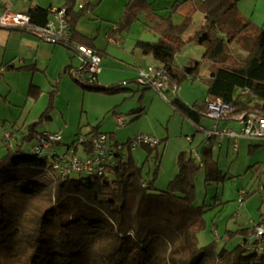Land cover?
Listing matches in <instances>:
<instances>
[{"label": "trees", "instance_id": "1", "mask_svg": "<svg viewBox=\"0 0 264 264\" xmlns=\"http://www.w3.org/2000/svg\"><path fill=\"white\" fill-rule=\"evenodd\" d=\"M240 1L185 0L203 15V23L188 34L193 25L191 16L180 24L172 21L182 3L174 2L169 15L162 17L154 12L150 0H127L122 17L113 24L108 37L121 42L123 34L144 13L157 40L137 41L135 48L160 65L157 70L168 77L167 92L172 94L181 82L199 77L203 62L208 61V75L203 80L207 97L220 99L232 108L220 122L242 123L251 113L264 117V29L239 15ZM76 2L65 0L59 8L66 11L69 38L55 44L73 52L74 45L85 46L102 58L104 54L95 49L93 40L76 29L79 20L95 6L81 0L83 6L76 9ZM50 9L29 8L33 24L44 26ZM189 43L204 48L202 58L178 68L174 58ZM233 43L244 49L245 56L230 54ZM5 69L10 72L22 68ZM85 75L88 76L86 65L72 74L73 81L84 91L115 94L124 90L122 85H96ZM57 92L56 88L49 93L45 110L28 125L25 136L16 137L12 149L2 141L6 153L0 157V264H264L263 255L248 253L242 246L251 228L225 231L220 238L225 244L242 237L241 244L232 249L224 244L220 247L216 240L205 247L198 244V235L206 228L203 216L210 209L204 204L196 205L194 178L201 169L205 172V186L225 178L213 161L211 148H201L199 164L189 154L180 153L178 173L163 192L155 189L159 166L150 179L142 173L149 158L160 160L158 149L163 140L155 147L142 146L147 153L142 166L130 154L125 157L121 153L103 176L50 174L46 158L32 153L34 144L27 152L24 147L36 139L37 127L51 120ZM40 93L31 86L27 95L36 101ZM166 101L197 132L211 129L205 100L187 105L175 95ZM98 134L101 133L95 128L83 139L82 155L90 153Z\"/></svg>", "mask_w": 264, "mask_h": 264}, {"label": "rangeland", "instance_id": "2", "mask_svg": "<svg viewBox=\"0 0 264 264\" xmlns=\"http://www.w3.org/2000/svg\"><path fill=\"white\" fill-rule=\"evenodd\" d=\"M21 1L29 2V0H11L7 6L17 5ZM33 1L47 6L49 2L55 5L61 0ZM151 1L165 17L169 15V9L174 2V0ZM89 2L95 8L79 20L76 28L82 34L96 39L97 46L114 59L128 62L130 66H134L135 57L142 55L135 48L136 42L157 40L153 31L145 27L143 16L131 25L129 31L123 34V40L118 43L114 38H109L108 33L113 29V24L122 17L126 0H89ZM240 3L238 5L240 6V10L238 8L239 15L250 21L255 27L264 29V0H241ZM79 4H82L81 0H77L76 9ZM186 9H188L187 13H190L189 16H191L194 26L199 25L202 14L195 10V6L193 8V6L187 5ZM182 14L177 12L172 16L174 24L184 20ZM109 39L114 43H109ZM48 45L55 47V50L52 53L51 48L48 53H45L48 64L41 66L35 72L32 84L40 87L43 95L47 97L49 92L56 88L58 92L54 99L51 120L39 125L36 129L37 133L60 134V143L52 147V151L59 155L65 153L68 146L77 145L80 139L88 138L89 132L95 128L98 133L106 134L111 144L124 145L128 140H132L140 134L152 137L157 141L163 140V144L158 149L161 155L158 162L149 158L144 163L147 153L143 147H137L131 152L124 147L121 153L125 157L130 154L133 161L139 166L144 163L142 173L147 179H150L155 168L159 166L155 189L157 192L166 190L177 167L175 161L177 154L184 152L185 150L181 151V149H187L190 144L199 145L201 143L199 141L203 139L202 134L196 132L197 129L190 122L175 113L168 102L147 87L144 82H139V84L129 80L125 85L122 82L119 83L118 78L124 77L120 72H113L114 74L111 72L107 83L104 84L106 86L122 85L124 90L118 93L104 94L82 90L70 79L69 72H64L66 65L75 66L79 56H73V52L63 46ZM237 49L245 56V51L240 45ZM236 52L234 48H230L232 56L242 58L236 56ZM178 61L182 62L181 59ZM209 66L210 62L204 61L199 77L181 82L172 94L166 92L168 100H172L176 95L185 104L191 105L195 101L207 99L203 80L208 75L206 70ZM101 67L103 76L106 70L102 63ZM6 73V76L0 79V93L6 96L10 103L0 100V157L6 153L2 145L4 132L17 134V137L28 133L25 130V120L30 108L29 105L24 107L26 101L24 81L30 79L31 74H25L28 78H22V76L26 77L22 73ZM99 82L94 81V84L101 86ZM118 117L124 120V126L117 124ZM206 125L209 126L208 123ZM228 126L239 130L241 123H232ZM192 135H194L193 142L190 143L187 138H191ZM35 143L36 139L24 147V152L30 150ZM235 145L236 147H234ZM77 147V156H82L81 146L77 145ZM201 148H211L213 161L225 178L220 183L212 182L205 186L204 169H201L194 178L196 205L204 204L206 209H210L203 216L206 228L199 233L198 244L200 247H205L216 240L220 247L224 244L227 249H232L241 244L242 237H234L225 244V241H220L225 231L234 233L239 229H249L257 224L264 225V189H260L264 186V172H262L264 171L262 170L264 169V140L240 138L236 144L227 138L215 139L213 142L203 141L200 147H196L197 151L195 152L200 151ZM260 173H262L261 177L257 180ZM250 181H255L251 187L252 193L243 203H238V194L242 190L250 189L248 186ZM215 204L217 205L214 207Z\"/></svg>", "mask_w": 264, "mask_h": 264}, {"label": "built area", "instance_id": "3", "mask_svg": "<svg viewBox=\"0 0 264 264\" xmlns=\"http://www.w3.org/2000/svg\"><path fill=\"white\" fill-rule=\"evenodd\" d=\"M83 5L79 4L78 8ZM65 9L51 8L49 18L44 26H36L33 24L34 17L32 13L27 11H5L0 14V28H13L24 31H30L38 35L41 39L55 44L65 42L69 38L68 23L66 21ZM114 42L113 40H111ZM75 52L83 57L86 61L88 76L92 81L97 80V76L101 72V57L91 48L76 45ZM137 77L144 82L147 87L154 91L163 99L166 98L168 90V77L160 70L155 68H147L139 70ZM207 116L212 121L210 130L203 132L205 139H224L233 141L235 144L240 138H256L264 140V117L251 113L241 123V128L235 130L231 127L219 126L220 119L228 115L232 108L224 104L220 99L208 97L205 99ZM119 126H124V120L120 117L117 119ZM17 134L4 132L2 141L7 149H12L16 140ZM61 141L60 134L38 133L36 143L32 148V153L39 157L46 158L47 167L50 174H57L61 177L72 175L82 176H103L105 175L109 165L116 160V155L121 154V150L126 147L129 151L135 150L137 147L147 146L155 147L158 141L147 135L140 134L134 139L129 140L124 145H113L109 137L105 134H98L91 143L90 153L82 156H77L76 151L83 139H80L77 145L68 146L66 152L57 154L52 151L54 145ZM236 147V145L234 146ZM199 160V157L196 156ZM200 163V162H199ZM263 189V187H260ZM249 190H242L237 197L238 203H243V200ZM243 248L248 252L258 256H264V225H254L245 236V241L242 242Z\"/></svg>", "mask_w": 264, "mask_h": 264}, {"label": "crops", "instance_id": "4", "mask_svg": "<svg viewBox=\"0 0 264 264\" xmlns=\"http://www.w3.org/2000/svg\"><path fill=\"white\" fill-rule=\"evenodd\" d=\"M9 1L11 0H0V14H2L5 11H16V12H23V11H27L29 8L31 7H41V8H48L51 7L53 8H61L65 1L61 0L59 3L53 5L51 2H49V4L46 6L37 4L35 1L33 0H29V2H24L21 1L19 4L15 5V4H11L9 5V7L7 6ZM180 2L182 3L179 8L177 9V12L183 13L182 17H187L189 16V14L187 13L186 6L187 5H191V7L194 5L191 2H184L185 0H174V2ZM127 2V0H126ZM150 2L152 3V9L154 10V12L160 16H162L161 11L159 8L155 7V4L153 1L150 0ZM173 2V3H174ZM184 2V3H183ZM126 4V3H125ZM241 4V3H240ZM168 5V4H167ZM168 7V6H167ZM239 10H240V6H238ZM193 11V10H192ZM176 12V13H177ZM145 19V14H140L138 16V20L140 17H142ZM165 17V16H162ZM167 17V16H166ZM203 23V15H202V20L200 22L199 25H201ZM180 24V23H177ZM199 25L194 26V24L192 25V27L190 28V31L188 32V34H190L192 31L196 30ZM77 27V26H76ZM145 27L148 30H152L151 29V25H149L148 23H146V19H145ZM77 29V28H76ZM77 31L82 34L78 29ZM83 36L92 39L84 34H82ZM93 40V46L95 47L96 50L103 52V57L101 58L102 61V65L105 68V72L104 75L103 71L101 69V72L99 73V75L97 76V80L96 81H103V82H99L101 83V86H105V83H107V79L110 77L111 72H120L124 75V77H120L118 78V80L120 81L119 83H123L124 85L127 84L130 81H134L136 83H139L142 81H140L137 77V72L139 70H146L147 68H160V65L155 62L151 57L149 56H145V55H140L135 57L134 60V66H130L128 64V62L122 61V60H117L114 59L113 57H111L109 54H107L105 51H102L98 46H97V42L96 39H92ZM109 43L113 44L114 42H112L110 39L108 40ZM51 43H48L47 41L41 39L38 35H36L35 33L29 32V31H23V30H17V29H13V28H0V79L4 78L6 76V72H8L5 67L6 66H13L14 68H22L20 70H14V71H10L12 74H31L30 79L27 77V75H25L26 77L22 78H28L25 79V93H26V101H25V105L24 107H27L29 105V110L27 112V116H26V120H25V125H26V129L28 125H30L31 123L35 122L36 119H38L40 117V115L43 113V111L45 110L47 103H48V97L46 95H43V92L41 91L40 87L33 85V75L35 74L36 71H38V69L41 66H47L48 62L45 58V53H48L50 51V49L52 48V53L55 50V47H50ZM51 45H59V44H51ZM62 46V45H60ZM76 45H74L72 48L74 49ZM236 46V49H235ZM64 47V46H63ZM238 45L233 43L231 44L230 48L233 49L235 51H237L235 53L236 56H240L243 57V53L241 51H239L237 49ZM66 48V47H64ZM67 49V48H66ZM68 51H70L69 49H67ZM107 51V50H106ZM73 52V51H71ZM140 53V52H139ZM204 53V48L202 46H199L195 43H189L186 46H184V48L178 53L176 54L175 58H174V65L178 68H184L187 67V65L189 64L190 61L192 60H200L202 58V55ZM141 54V53H140ZM77 55L79 56V59H77V62H75V66L72 65H66V67L64 68V72L68 71L69 75H70V79H72V74L74 73L75 70L82 68L84 65H86V61L83 57H81L79 54H77L74 50L73 52V56ZM68 58V57H67ZM178 59H181L182 62L179 63ZM210 67V66H209ZM206 70V73L208 74V69ZM66 68H68V70H66ZM130 69V70H128ZM114 74V73H113ZM87 76V75H86ZM87 79V78H85ZM74 82V81H73ZM140 84V83H139ZM33 86L36 87L40 90V96L37 98L36 101H34L32 98L28 97V90L29 88ZM13 90V87L11 88V91ZM50 93V92H49ZM0 95L2 96V99L5 101V103H10L9 101H7V97L3 96L1 93ZM49 95V94H48ZM4 98V99H3ZM38 110V111H36ZM222 123V127H227L229 124H225L223 122ZM232 124V123H231ZM230 127V126H228ZM37 131V130H36ZM197 132V130H196ZM200 133V132H199ZM202 134V133H201ZM26 134H23L21 137L25 136ZM193 137L194 135L187 138V140L192 143L193 142ZM202 138L199 143L203 142V141H208L207 139H205L204 135L202 134ZM215 140V139H214ZM213 142V141H210ZM201 143L199 145H197L196 147H200ZM195 145H189V147L187 149H181V151L184 152H180V153H187L189 154L191 157H193L197 163H199L201 161V157L199 155V151L196 150V147H194ZM188 151V152H187ZM179 153V154H180ZM179 154H177L175 161L177 162V157L179 156ZM175 152H174V156H175ZM196 156L199 157V162L198 159L196 158ZM177 166V164H176ZM264 170V169H262ZM264 172V171H262ZM174 176L178 173V168L176 167V169L174 170ZM261 174L259 175L258 179H260ZM172 178V179H173ZM255 180V179H253ZM255 181H250L248 182V186L251 188L253 187ZM264 189V186H263ZM252 190V189H251ZM252 193V191H251Z\"/></svg>", "mask_w": 264, "mask_h": 264}, {"label": "water", "instance_id": "5", "mask_svg": "<svg viewBox=\"0 0 264 264\" xmlns=\"http://www.w3.org/2000/svg\"><path fill=\"white\" fill-rule=\"evenodd\" d=\"M85 78H88V77L85 75Z\"/></svg>", "mask_w": 264, "mask_h": 264}]
</instances>
